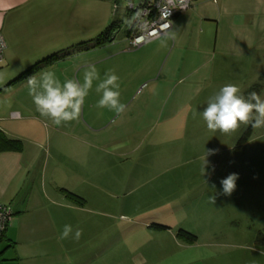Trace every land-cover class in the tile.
<instances>
[{"label":"crops","instance_id":"1","mask_svg":"<svg viewBox=\"0 0 264 264\" xmlns=\"http://www.w3.org/2000/svg\"><path fill=\"white\" fill-rule=\"evenodd\" d=\"M88 1L0 0V34L6 43L0 63V131L20 141L19 148L0 145V204L13 212L0 241V264H264L259 240L264 231L212 233L205 242L193 233L196 240L190 242L177 232L157 231L152 235L167 240L160 249L131 245L119 232L104 233L103 220L87 216L85 203L67 197V192L79 196L78 186L57 178L71 174L66 160L73 142L80 164L87 157L85 127H78L79 119L55 126L42 117L27 84L29 76L43 71L61 81H82L89 65H95L101 80L113 72L119 77L120 102L127 106L119 122L129 129L111 140L129 142L135 122L152 124L158 114L170 122L227 78H235L242 93L264 85V0H194L172 18L174 38L159 37L134 49L112 41L19 77L45 57L97 37L115 21L98 17L96 29L84 34ZM65 224L83 230L78 242L59 239Z\"/></svg>","mask_w":264,"mask_h":264},{"label":"rangeland","instance_id":"2","mask_svg":"<svg viewBox=\"0 0 264 264\" xmlns=\"http://www.w3.org/2000/svg\"><path fill=\"white\" fill-rule=\"evenodd\" d=\"M95 1H88V24L83 33L94 31L98 17L103 16L119 25L113 41L128 44L133 14L129 5L137 6L140 0ZM233 80L227 78L223 83L234 84ZM95 87L94 81L77 124L85 127L90 138L87 157L80 164L76 156L79 149L73 142L66 160L71 174L57 178L66 186H78L84 214L103 220L104 233L119 232L131 245L160 249L167 240L152 235L157 231L175 233L183 229L201 242L212 233L264 231V127H250L242 141L249 126L242 125L231 135L209 131L199 112L206 107L210 89L174 120L165 122V116L158 114L152 124L135 122L132 130L136 132L130 141L115 142L111 139L129 126L120 125L123 115L117 117L115 112L96 106L99 96ZM181 120L197 123L193 126ZM209 150L212 152L205 165ZM231 173L238 174L237 187L225 195L221 180ZM213 196L215 203L210 200ZM146 223L169 228L151 229L144 227ZM259 240L264 243V235ZM108 243L106 239V246Z\"/></svg>","mask_w":264,"mask_h":264},{"label":"clouds","instance_id":"3","mask_svg":"<svg viewBox=\"0 0 264 264\" xmlns=\"http://www.w3.org/2000/svg\"><path fill=\"white\" fill-rule=\"evenodd\" d=\"M168 38H174V33L162 32L161 39ZM97 80L100 82L96 85L95 91L100 94V99L96 106L115 112L117 117L122 116L127 106L120 102L119 77L109 71L101 80L95 65H89L84 70L82 82L77 78H65L61 81L54 72L43 71L39 76H29L27 84L36 111L49 119L53 125L61 126L80 118L85 99L93 87V82ZM199 115L209 131H219L224 135L235 133L242 125L261 128L264 127V98L255 91L245 97L240 87L227 83L207 98L206 107ZM211 152L212 150L206 152L205 165L206 157ZM238 178L237 173H231L221 180L225 195L234 192ZM210 200L215 203V196L210 197ZM82 233L81 228L73 229L72 225L65 224L59 239L71 238L78 242Z\"/></svg>","mask_w":264,"mask_h":264},{"label":"built area","instance_id":"4","mask_svg":"<svg viewBox=\"0 0 264 264\" xmlns=\"http://www.w3.org/2000/svg\"><path fill=\"white\" fill-rule=\"evenodd\" d=\"M194 0H140L137 6L130 4L132 19L128 27V45L134 49L161 37L169 31L171 20L176 15L187 11ZM6 43L0 34V63L4 60ZM13 116H15L13 114ZM12 210L0 204V240L12 221Z\"/></svg>","mask_w":264,"mask_h":264},{"label":"trees","instance_id":"5","mask_svg":"<svg viewBox=\"0 0 264 264\" xmlns=\"http://www.w3.org/2000/svg\"><path fill=\"white\" fill-rule=\"evenodd\" d=\"M130 19H132V18L130 17ZM130 19H129V26H130ZM118 32H119V25H117V23L113 21L97 37L90 39V40L80 42L78 44H75L71 47H68L64 50L55 52V53L45 57L44 59L35 63L29 69H27L19 77L34 74L44 65L56 63V62H59V61L66 59V58H69L73 55H76L77 53L88 51V50H90L96 46L104 45L106 43H111L114 40L115 35L118 34ZM253 91L260 94L261 85L259 83L254 84L247 91H244L242 94L245 97H247V95ZM250 127H251V125H249V127L246 129L245 134L242 135L240 141H242L246 137ZM0 145H1V148H19L20 147V141L15 140V139H9V138L5 137L4 134L0 131ZM67 197L76 204H79V205L84 204V199L73 194V193L67 192ZM12 214H13V212H12ZM155 227L158 229H168L169 228L168 226L162 225V224L155 225ZM177 233H178V235H180L181 237H184L185 239H187L190 242H193L196 240L195 235H193L190 232L185 231L183 229H179L177 231ZM3 235H4V233H3ZM3 235H2V237H3ZM2 237H1V239H2Z\"/></svg>","mask_w":264,"mask_h":264}]
</instances>
